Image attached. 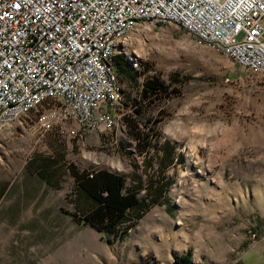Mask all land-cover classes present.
Segmentation results:
<instances>
[{
  "label": "rangeland",
  "instance_id": "rangeland-1",
  "mask_svg": "<svg viewBox=\"0 0 264 264\" xmlns=\"http://www.w3.org/2000/svg\"><path fill=\"white\" fill-rule=\"evenodd\" d=\"M119 51L143 72L138 86L120 81L107 134L54 138L37 129L33 113L0 129V264H146L147 248L165 236L180 246L187 234L207 264H264V77L173 25L144 24ZM149 75L176 92L143 101L140 116L160 119V141H173L183 160L166 172L163 203L108 242L62 210L72 208L68 166L127 174L135 161L141 169L122 115L133 110L126 96L138 97ZM49 167L58 173L54 187L37 174Z\"/></svg>",
  "mask_w": 264,
  "mask_h": 264
},
{
  "label": "built area",
  "instance_id": "built-area-1",
  "mask_svg": "<svg viewBox=\"0 0 264 264\" xmlns=\"http://www.w3.org/2000/svg\"><path fill=\"white\" fill-rule=\"evenodd\" d=\"M144 24L176 26L264 77V0H0V129L33 113L41 133L76 143L110 132L114 57Z\"/></svg>",
  "mask_w": 264,
  "mask_h": 264
},
{
  "label": "trees",
  "instance_id": "trees-1",
  "mask_svg": "<svg viewBox=\"0 0 264 264\" xmlns=\"http://www.w3.org/2000/svg\"><path fill=\"white\" fill-rule=\"evenodd\" d=\"M120 81L132 82L142 70L134 68L129 59L119 53L114 57ZM170 84L157 75L144 78L138 89V97L126 96L124 107L131 102L132 113H123L122 120L126 132L132 140L134 152L142 157L141 169L135 161L130 173H121L106 168L79 170L69 165L68 171L73 178V187L66 195V203L71 204L69 213L78 224L88 225L102 234L108 242L122 240L138 220L156 204H162L169 190L171 179L167 170L183 155L177 153V145L170 139L160 141L157 124L160 119L142 121V102L157 104L176 92L169 90ZM54 138H57L54 136ZM130 154V153H129ZM56 169L48 168L37 172L48 185L56 186ZM56 174V175H55ZM2 193L0 192V195ZM146 264H157L151 258ZM171 264H192L191 251L176 255Z\"/></svg>",
  "mask_w": 264,
  "mask_h": 264
},
{
  "label": "crops",
  "instance_id": "crops-1",
  "mask_svg": "<svg viewBox=\"0 0 264 264\" xmlns=\"http://www.w3.org/2000/svg\"><path fill=\"white\" fill-rule=\"evenodd\" d=\"M184 244L177 246L171 241L170 236L163 237V241L158 243V245H153L147 248V252L150 255V258L155 261L157 264H171L176 255L183 254L188 250L191 251V262L192 264H207L208 257L203 256V253L200 254L195 249L196 247L192 245L193 238H190L188 234L186 238L183 239ZM197 241V240H196ZM204 260V261H203ZM236 264V262L234 263Z\"/></svg>",
  "mask_w": 264,
  "mask_h": 264
},
{
  "label": "clouds",
  "instance_id": "clouds-1",
  "mask_svg": "<svg viewBox=\"0 0 264 264\" xmlns=\"http://www.w3.org/2000/svg\"><path fill=\"white\" fill-rule=\"evenodd\" d=\"M211 148H212L213 151H215V150L217 149V145L213 144V145L211 146Z\"/></svg>",
  "mask_w": 264,
  "mask_h": 264
}]
</instances>
